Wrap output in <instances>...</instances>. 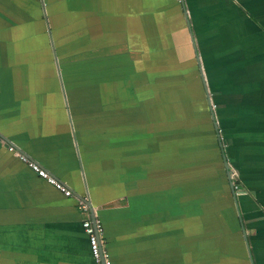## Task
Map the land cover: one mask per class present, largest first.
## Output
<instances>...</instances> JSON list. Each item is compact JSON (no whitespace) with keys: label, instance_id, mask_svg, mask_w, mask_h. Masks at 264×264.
Returning a JSON list of instances; mask_svg holds the SVG:
<instances>
[{"label":"crops","instance_id":"crops-1","mask_svg":"<svg viewBox=\"0 0 264 264\" xmlns=\"http://www.w3.org/2000/svg\"><path fill=\"white\" fill-rule=\"evenodd\" d=\"M224 156L264 264V0H0V264H96L79 198L111 264H214L230 236L211 239L203 203L237 221L247 254Z\"/></svg>","mask_w":264,"mask_h":264},{"label":"trees","instance_id":"trees-1","mask_svg":"<svg viewBox=\"0 0 264 264\" xmlns=\"http://www.w3.org/2000/svg\"><path fill=\"white\" fill-rule=\"evenodd\" d=\"M164 79L165 78L157 76L156 79L154 80L153 84L149 87V90L152 93L155 92L156 90H158V88L160 87L159 86L160 83L162 84ZM137 88L138 87L135 88L136 92L138 90H140V89H137ZM204 105H205L204 103L202 105H200L201 112H206L207 114H209V111L205 109ZM201 117L203 118L202 114H200V121H202ZM206 118H208V116ZM215 135H216L215 136V140H216L215 141V146L219 150V155L218 156H221V158H222L223 152L225 154L224 148L226 146H228V141L229 140H223V138L219 134L218 130H216ZM218 138L220 139L222 145L219 144L220 141H219ZM216 165H218L219 166L218 168H220L219 173H221L222 176L226 177L225 169H224L222 160H220L219 163L216 164ZM236 184H237V186L239 188V183L236 182ZM229 200H230V203H231L230 208H231V210L233 212L234 210H233L232 194L229 195ZM230 203H229V205H230ZM203 205H204V203H203ZM203 205L200 204V208H201L200 211L202 210V212H203V214L200 215V225L205 226L207 224H213L215 226V223L218 224L217 227L215 226L217 228L216 234L211 239H217L218 237H220L219 239H222L225 236V235H222V234H226V233L227 234L229 233V236H230L229 239L225 241V245L221 244V241H219V242H217L218 246H216L217 247L216 249L214 247L213 249H209L208 250V253L210 255H212V256H215V258H216L214 264H223L225 259H230V262L228 264L234 263L233 259L235 260V258H234L233 254L240 255V257L244 256L246 258V260H248L247 254L243 251L242 239H240L241 241L239 242L241 250H239L238 247H237V250H236V246H235V240L236 239L235 238H238V236L235 233V231L239 227L238 224H236L237 221L234 220L235 225H233L232 219H229V217H226L225 214H223V215H212L211 216L212 220L210 221V220L207 219L208 216L205 214V212L203 210ZM203 232H205V231H203ZM205 239H207V236L205 237ZM221 248L223 250H221ZM203 250L204 251L201 252V254H206L207 249L206 250L203 249ZM225 263H227V262H225ZM248 264H249V260H248Z\"/></svg>","mask_w":264,"mask_h":264},{"label":"built area","instance_id":"built-area-1","mask_svg":"<svg viewBox=\"0 0 264 264\" xmlns=\"http://www.w3.org/2000/svg\"><path fill=\"white\" fill-rule=\"evenodd\" d=\"M2 143L6 144V148L12 152L16 157L25 162L38 176L44 178L48 183L53 185L57 190L62 192L66 196L72 195L71 190L68 186L63 183L61 180L57 179L55 176L50 174L48 170L42 167L37 162L29 159L26 155L17 150L12 144H9L3 140ZM237 172V171H236ZM236 172L232 169V175H235ZM233 180V177H231ZM234 188L238 189L236 182H234ZM78 208L85 214V217L82 219V227L86 233L90 253L96 264H111L110 256L108 251L103 246V233L104 227L101 220L97 217L94 210V217H91L90 207L87 203V198H79L77 200Z\"/></svg>","mask_w":264,"mask_h":264},{"label":"water","instance_id":"water-1","mask_svg":"<svg viewBox=\"0 0 264 264\" xmlns=\"http://www.w3.org/2000/svg\"><path fill=\"white\" fill-rule=\"evenodd\" d=\"M180 1L182 2V0H180ZM205 92H206L205 94H206V98L208 100L209 107L212 108V103H211V100H210V96L208 94V89L206 87H205ZM211 116H212V118H214V112L213 111H211ZM214 126H215V129L218 130V126H217L216 121H214ZM7 143L12 144L10 142H7ZM17 150H19L21 153H23L20 149L17 148ZM24 155H26V154H24ZM223 164H224L225 172H226V175H227V178H228V182H229V185H230V189H231V192H232V197H233L234 205H235V208H236V211H237L239 220L241 222L242 235H243L244 243H245V246H246V251H247L248 258H249V262H250V264H254V260H253V256H252V253H251V250H250L248 238H247V235H246V231L244 229V226L242 224V219H241L240 211H239V208H238L237 194H239L240 192L237 191L234 188V180H237L238 173H236L235 175H232L231 176V174H232V168L228 164L225 156L223 157ZM231 177H233V180H232ZM87 203H88V205L90 207L91 217L93 218L94 217V212H93V208H92L93 206L91 205V202L89 200H87Z\"/></svg>","mask_w":264,"mask_h":264},{"label":"rangeland","instance_id":"rangeland-1","mask_svg":"<svg viewBox=\"0 0 264 264\" xmlns=\"http://www.w3.org/2000/svg\"><path fill=\"white\" fill-rule=\"evenodd\" d=\"M171 81V80H170ZM232 169H233V171L234 172H236V169L235 168H233V167H231ZM237 173V172H236ZM240 190V189H239ZM215 247V249L217 248L216 246H214ZM255 253V252H254ZM201 254V253H200ZM255 255V254H254Z\"/></svg>","mask_w":264,"mask_h":264}]
</instances>
